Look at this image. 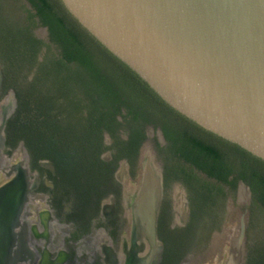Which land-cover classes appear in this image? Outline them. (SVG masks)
<instances>
[{
	"label": "flooded vegetation",
	"instance_id": "af4514ba",
	"mask_svg": "<svg viewBox=\"0 0 264 264\" xmlns=\"http://www.w3.org/2000/svg\"><path fill=\"white\" fill-rule=\"evenodd\" d=\"M4 2L10 22L42 41L38 61L44 60L48 46L54 49L56 45L51 41L48 27L36 15V9L29 0ZM68 15L81 26L69 12ZM17 64L4 61L0 55V187L18 177L25 186L19 211L15 205L9 207V220L7 216L1 217L0 208V264H220L224 256L217 235L228 221L230 203L236 202L244 189L243 214L247 218L244 264H247L251 188L242 180L238 181L236 190L223 185L226 195H217L218 203L211 209L216 220L194 237L197 226H192L193 206L184 181L186 173L166 174L167 169L184 167L187 172L193 170L198 188L202 189L206 182L218 184L184 159L168 157L172 144L167 133L175 135L177 130L187 128L204 136L209 131L168 106L163 110L165 117L159 115L156 124L145 127L146 139L136 154L119 158L115 155L118 153L114 138L105 132L106 149L100 158L110 166L106 168L104 187L76 188L51 159L33 156L27 138L21 137V123H17L21 104L18 94L26 101L23 115H30L34 104L27 103L31 99L32 83L37 80L39 63L30 70L25 62L29 69L23 76L17 75ZM119 120L124 122L121 117ZM119 134L122 139H128L124 129ZM218 140V145L225 146V141ZM148 160L160 171L158 197L154 190L142 189ZM235 235L228 232L229 245ZM201 256H205L204 262ZM228 259L229 250L224 264Z\"/></svg>",
	"mask_w": 264,
	"mask_h": 264
},
{
	"label": "trees",
	"instance_id": "16d2710c",
	"mask_svg": "<svg viewBox=\"0 0 264 264\" xmlns=\"http://www.w3.org/2000/svg\"><path fill=\"white\" fill-rule=\"evenodd\" d=\"M29 1L48 27L56 48L48 46L44 60L39 62L42 41L10 22L5 2L0 0L2 59L18 62L19 76L29 69L25 62L30 70L39 63L27 103L34 104L30 115H23L26 101L18 94L21 137L27 138L33 156L51 159L76 188L102 189L107 181L106 168L110 166L100 158L106 149L104 133L114 138L117 158L132 157L146 139L145 127L156 124L159 115L165 117L163 110L171 106L131 68L86 34L68 15L61 0ZM40 86L42 89L37 88ZM120 129L128 133V139L120 137ZM208 133L199 136L187 128L177 130L175 135L167 133L172 144L168 157L184 159L218 184L206 182L200 189L195 185L198 178L193 170L187 172L184 167L167 169L166 174L186 173L184 181L193 206L192 226H197L194 237L216 220L211 209L218 203L217 195H226L223 185L236 190L238 181H244L253 194L247 264H264V160ZM217 140L225 141V146L218 145Z\"/></svg>",
	"mask_w": 264,
	"mask_h": 264
},
{
	"label": "water",
	"instance_id": "95a60500",
	"mask_svg": "<svg viewBox=\"0 0 264 264\" xmlns=\"http://www.w3.org/2000/svg\"><path fill=\"white\" fill-rule=\"evenodd\" d=\"M61 1L169 106L264 160V0ZM146 165L142 189L158 197L159 168ZM24 188L0 187L1 217ZM246 228L244 213L227 264H244Z\"/></svg>",
	"mask_w": 264,
	"mask_h": 264
},
{
	"label": "rangeland",
	"instance_id": "374dc122",
	"mask_svg": "<svg viewBox=\"0 0 264 264\" xmlns=\"http://www.w3.org/2000/svg\"><path fill=\"white\" fill-rule=\"evenodd\" d=\"M245 192V189L243 190ZM243 191L240 192L239 194V199L236 202H231V208H230V212H229V218L228 221L225 225V227L223 228V230L220 232L219 235H217V238L219 237V239L217 240L218 242V246H221L222 248V255L223 260L221 261L220 264H224L226 262V258H227V253L229 250V240L227 237L228 232H232V235L237 234L238 233V229H239V224H240V218L241 215L243 214V211L245 209V205H246V200H245V193H243ZM247 194V193H246ZM217 247V246H216ZM205 256H201L200 259H202V261L204 262ZM209 256H208V260H209ZM211 260V259H210Z\"/></svg>",
	"mask_w": 264,
	"mask_h": 264
}]
</instances>
